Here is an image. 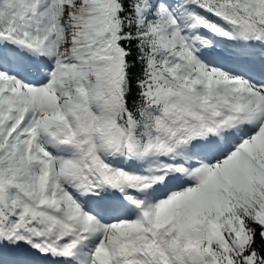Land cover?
Listing matches in <instances>:
<instances>
[{
	"label": "snow or ice",
	"instance_id": "6c2138e0",
	"mask_svg": "<svg viewBox=\"0 0 264 264\" xmlns=\"http://www.w3.org/2000/svg\"><path fill=\"white\" fill-rule=\"evenodd\" d=\"M0 264H264V0H0Z\"/></svg>",
	"mask_w": 264,
	"mask_h": 264
}]
</instances>
